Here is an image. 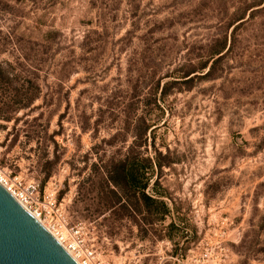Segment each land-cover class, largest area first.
I'll use <instances>...</instances> for the list:
<instances>
[{"label":"rangeland","instance_id":"rangeland-1","mask_svg":"<svg viewBox=\"0 0 264 264\" xmlns=\"http://www.w3.org/2000/svg\"><path fill=\"white\" fill-rule=\"evenodd\" d=\"M3 1L0 168L18 188L37 185L36 207L46 221L78 227L107 264H264V40L245 41L246 30L237 44L244 50L220 62L218 78L186 85L179 78L181 66L197 62L187 50L195 53L215 33L219 12L237 0ZM89 30L97 32L90 34L93 49L76 60ZM48 31L47 62L70 56L76 63L61 82L35 67ZM17 44L31 66L6 73ZM128 69L133 79L149 78L142 94H152L145 119L153 129L145 150L158 166L146 192L169 210L158 221L147 207L132 213L134 200L126 197L127 210L105 208L111 195L91 164L118 143L103 142L113 132L105 116L96 132L78 127L80 116L91 128L113 91L125 95ZM170 81L161 98V84ZM13 99L28 107L5 121Z\"/></svg>","mask_w":264,"mask_h":264},{"label":"trees","instance_id":"trees-1","mask_svg":"<svg viewBox=\"0 0 264 264\" xmlns=\"http://www.w3.org/2000/svg\"><path fill=\"white\" fill-rule=\"evenodd\" d=\"M7 1L4 0L1 5L6 6L5 2ZM246 30L245 41L257 44V42L264 40V0H237L234 1L230 11L226 8L223 12H219L215 33H212L203 45L196 48L195 53H192V50H187L188 54L192 55L197 62L180 67L183 69L180 70L181 76L179 78L182 79L181 81L186 85L193 78L202 81L218 78L219 73H221L220 62L228 56L239 55L244 50L239 48L237 44L240 41L238 38L242 35L240 33ZM96 33L95 30H89L82 35L79 42L81 55L76 60H84L85 53L93 49L91 48L93 41L90 34ZM52 34L53 32L48 31L41 35L37 50L39 57L36 60L35 67L38 70L56 73V80L61 82V79L75 69L76 63L73 60L74 58L70 56H67L65 61L59 62L55 66L47 62L51 56ZM130 34V31L125 32L119 40L124 43L125 40H129ZM6 37H8V39L6 38L7 42L12 43V32H7ZM13 48L19 55L14 58L13 62H5L6 67L4 69L6 73L12 72L16 68L22 69L31 66L29 56L26 52H23L20 45L17 44V47L14 46ZM20 59L23 61L21 62ZM1 69L0 67V73L2 72ZM132 72L128 69L125 95H117L118 91H113L109 100L103 104V110L101 108L97 109L98 114L93 120L91 128H89L88 120L85 118L83 120L80 116L78 127L80 132H86L89 129L96 132L99 125H104L105 120L103 119L105 116L108 119L105 127L113 128V132L103 142L108 146L118 143L114 152L106 158H97V161L91 164V166H95V168L93 167V176L103 182L104 187L111 195L110 202L106 204L105 208L115 209L117 207V209L127 210L128 208L122 202L123 197H126L134 200L135 206L129 207L132 213L139 212L140 206L147 207V211L153 212V220L158 221L167 215L169 210L162 200L156 199L146 192L150 180L149 171L152 172V166H158L154 164L152 157L147 155L145 150L146 133H150L153 129L149 124V120L145 119L152 94L150 95L149 92L142 94L143 86L149 82V78L145 79L137 75L133 79ZM172 83L174 81L161 84L159 91L161 98L168 93L169 86ZM159 84L160 79L154 81L155 88H158ZM118 96L122 99L127 96L128 100H115ZM26 107H28L27 102L13 99L9 112L11 114L1 115V117L3 120L8 121L16 112ZM137 109H141L140 114H137ZM62 115L63 113L59 117ZM127 138H130L128 143H126Z\"/></svg>","mask_w":264,"mask_h":264},{"label":"water","instance_id":"water-1","mask_svg":"<svg viewBox=\"0 0 264 264\" xmlns=\"http://www.w3.org/2000/svg\"><path fill=\"white\" fill-rule=\"evenodd\" d=\"M0 264H76L1 185Z\"/></svg>","mask_w":264,"mask_h":264},{"label":"built area","instance_id":"built-area-1","mask_svg":"<svg viewBox=\"0 0 264 264\" xmlns=\"http://www.w3.org/2000/svg\"><path fill=\"white\" fill-rule=\"evenodd\" d=\"M0 185L40 223L76 264H107L96 255L93 248L83 243L78 227L68 226L63 218L54 223L46 221L41 214V209L36 207L38 204L37 185L30 182L18 188L15 178L10 180L1 168Z\"/></svg>","mask_w":264,"mask_h":264}]
</instances>
